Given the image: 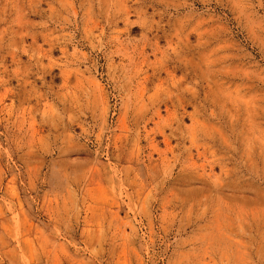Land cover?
<instances>
[{"label":"rangeland","instance_id":"obj_1","mask_svg":"<svg viewBox=\"0 0 264 264\" xmlns=\"http://www.w3.org/2000/svg\"><path fill=\"white\" fill-rule=\"evenodd\" d=\"M0 264H264V0H0Z\"/></svg>","mask_w":264,"mask_h":264}]
</instances>
